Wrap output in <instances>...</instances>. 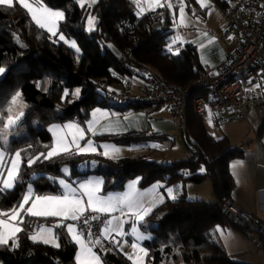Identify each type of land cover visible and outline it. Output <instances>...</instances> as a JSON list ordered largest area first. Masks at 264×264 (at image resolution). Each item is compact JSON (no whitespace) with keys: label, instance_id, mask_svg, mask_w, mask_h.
<instances>
[{"label":"trees","instance_id":"16d2710c","mask_svg":"<svg viewBox=\"0 0 264 264\" xmlns=\"http://www.w3.org/2000/svg\"><path fill=\"white\" fill-rule=\"evenodd\" d=\"M213 1L220 5L217 0ZM13 3L11 9L0 5V67L5 70L0 76V104L10 103L16 92L25 103L23 126L19 129L25 133L13 137L11 145L16 150L32 145L23 154L25 161L29 155L47 150L45 145L51 144L47 129L50 124L68 120L82 123L94 106L120 111L134 108L108 103L102 94L105 87L143 77L147 69L156 71L165 80L190 86L203 69L193 45L177 42L172 45L173 51H168L173 33L169 27L172 12L168 8L138 15L130 0H97L91 7L96 29L86 32L85 10L78 6L77 0H42L46 6L64 12L58 33L75 40L79 49L76 52L57 36L38 28L26 11ZM105 42H111L120 55H113ZM75 89H79V97L71 99L69 96ZM65 90L69 95L62 99ZM202 93L200 88L190 90L181 117L179 133L185 158L163 164L146 155H136L84 171L78 169L87 157L82 154L37 162L32 168H23L22 181L14 189L0 193V210L17 205L27 185H31L36 194H60L56 178L65 166L69 168L67 179L71 183L91 176L101 178L103 195L121 190L126 179L136 176L140 188L157 180L165 186L177 181L197 184L208 180L214 202L182 196L165 199L141 221L150 234V238L142 242L147 250L146 264H243L230 261L222 246L210 235L214 225L230 224L220 213V206L229 198L231 188L227 163L241 157L243 149L242 145H230L224 136L216 139L208 133L203 117L193 111L191 103L193 97ZM165 138V134L129 132L96 139L131 145ZM56 222L55 218L26 216L24 230L17 234L15 242L0 245V264H75V245L63 227L54 228L59 247L30 239L38 226L52 227ZM99 230L98 237L85 235L89 242L101 239ZM92 248L103 264H131L114 243L106 250L96 244H92Z\"/></svg>","mask_w":264,"mask_h":264},{"label":"snow or ice","instance_id":"6c2138e0","mask_svg":"<svg viewBox=\"0 0 264 264\" xmlns=\"http://www.w3.org/2000/svg\"><path fill=\"white\" fill-rule=\"evenodd\" d=\"M83 6V0H77ZM140 12L145 11L140 7L141 0H135ZM147 4V10L155 11L157 8H168L172 11L175 18V10L170 0H144ZM203 6V0H198ZM20 7L30 15L31 20L41 29H46L52 36H57L58 26L64 20L65 14L61 10H53L42 3V0H18ZM0 5L7 6L11 9L14 7L13 0H0ZM180 16L183 22L184 6L179 8ZM139 15V13H138ZM88 30H93L94 18L89 16L87 18ZM59 40H65L63 34L59 35ZM181 37L176 36L168 47V51L172 52V45L180 41ZM71 47L75 48L74 42ZM78 51V49H77ZM178 54V51L175 53ZM4 68L0 67V74L4 72ZM68 91L65 90L62 99L67 98ZM79 97V89L73 93ZM19 94L14 96L10 103L5 102L0 104V193L12 190L18 183L22 181L21 172L23 168H32L37 162L53 161L55 158L63 157L68 158L74 155L95 153L96 146L87 138V134L80 125L76 123H68L65 125H53L49 131L54 137V141L50 145H45L46 151H41L33 155H29L25 161L24 153L28 152L32 145L28 148H20L19 150L12 148V138L19 136V129L22 128V118L25 116L24 111L13 113V106L17 104ZM110 114L105 111L97 109L92 113L93 120L87 126V131L97 134L98 130L115 131L118 128L119 121L109 120L108 124H101V119H108ZM100 134H103L101 131ZM81 141H85L82 145ZM104 155H113L119 152V149L108 145H103ZM237 167V165H233ZM66 174L68 170H63ZM203 171V169H201ZM59 185L63 188L60 194H36L31 185L26 186V191L21 196L17 205L8 210H0V245L8 244L10 240L15 241L18 233L24 230V218H55L61 223L52 227L38 226L33 235L30 236L34 242L48 244L55 241L56 234L55 227H63L71 236V239L79 245V255L77 260L79 264H100L99 256L93 251L92 244L100 245L101 239H95L89 242L85 233L81 232L74 223H62L63 221L78 222L82 220L83 225L90 228V220L96 221L100 216H111L107 220L103 228L102 236L110 243L119 244L121 241L115 240L113 233L118 236L125 235L123 231L124 221L114 215L120 212L121 215H129L135 217L136 220H143L144 216L151 210L146 207L139 198L138 190L135 184L129 185V191L124 195H101L103 181L101 179H86L79 183L78 187H73L72 184L65 179L58 181ZM168 194L172 199V191L169 190ZM86 214H91L86 215ZM218 231H222L219 228ZM135 233V229H133ZM223 234V233H222ZM91 231H88L87 236L91 237ZM137 239H142V236H137ZM59 247L58 244H53ZM134 250H137L144 255L146 251L139 247L137 244L131 245ZM133 259L132 256L128 257ZM134 264H143L142 257H137Z\"/></svg>","mask_w":264,"mask_h":264},{"label":"crops","instance_id":"0c3cea01","mask_svg":"<svg viewBox=\"0 0 264 264\" xmlns=\"http://www.w3.org/2000/svg\"><path fill=\"white\" fill-rule=\"evenodd\" d=\"M16 1L18 2V0ZM130 1H132L136 6L137 14L139 13V15H141L143 13L150 12L147 10V4L144 2V0H141L140 3V7L145 9L143 12H140V8L137 7L135 0ZM170 2L173 5V9L175 10V18L172 14L171 25L169 27L173 34L177 35L175 31L180 34L181 40L178 42L181 44L188 43L193 45L196 48L200 66L208 69L212 74L217 73L220 67L226 61L227 52L233 46L232 44L226 45L221 40V34L224 29L222 6L218 5L213 0H203V6L198 2V0H170ZM181 5L184 6L183 24L178 26V20L181 18L179 12ZM195 20L198 21V23ZM193 22L196 23L194 24ZM128 81L129 80L124 82L122 85L111 84L107 87L117 91H137L143 85V77L131 78L130 81ZM97 109L110 114L108 119H101V124H108L109 120H118L120 126L112 132L103 129L98 130L97 134L95 135H93L91 132H88L87 126L93 120L92 113ZM222 114H225V112H222ZM206 119L214 126L212 130L206 128L208 133L213 138L217 139L224 136L228 139L230 145H242V156L239 158H233L227 163V171L231 179V188L228 199L232 200L234 204L240 208L254 214L264 224V108L248 109L245 111L244 117L242 119H236L233 116L225 117V119L220 121L218 124H215L209 116H207ZM68 123H76L84 128L87 138L91 140L94 145L97 143H102L103 141H108L96 139L97 137L104 135L140 132L145 134H165L169 138L175 129L179 130V125L177 124L175 117L166 111H144L138 108H127L120 111L116 108L107 106L92 107L88 111V114L82 123H79L76 120H68L62 123L50 124L47 126V129L49 131V129L55 124L65 125ZM101 131L103 134H100ZM49 133L51 135L52 144L54 137L50 131ZM169 141L171 140L169 139ZM84 143L85 141H81L82 145ZM148 143L139 145L131 144L132 147L126 146L128 149L125 150L121 149L124 145H118L115 148L119 149V154L117 155L120 156L118 157H122V155L126 156L127 153L138 150V148L140 149L142 147L141 145L146 146ZM155 152H158V150H154L153 152L150 151L149 154L138 152V154L132 156L146 155L150 158V156H152ZM82 155L87 156L86 154ZM167 160L171 161V159L163 158L162 156L158 161L165 162ZM233 165H237V167L234 168ZM96 168L99 167L97 166ZM86 179L101 178L91 176L85 179H79L75 181V183H72V186L78 187L79 183ZM66 180L71 184L67 178ZM206 181L208 180H204L197 184L187 181H179L181 182L182 190L177 194V197L182 196L189 200L211 201L210 199L213 197L211 193V185L210 190L207 189L209 190L208 192L205 191V189H202L203 187H201ZM137 185L138 181L136 183V187ZM60 189L62 192L63 188L61 186ZM137 190H139V198L142 199L145 206L153 201L154 198L152 196H147L145 193L140 192V190L143 189ZM126 193V188H123L117 192H109L105 195L112 194L119 196ZM114 215L122 220L124 219L120 212L114 213ZM107 217V220L111 219V216ZM58 223H61V221L57 220L56 224ZM62 223L75 224L76 222L63 221ZM104 226L105 225H103L99 230V237L101 239H104L101 235ZM218 228L222 231H218ZM64 230L68 238L75 245L74 262L75 264H79L77 260V256L79 255V245L71 239V236L67 233L65 228ZM210 235L222 246L230 261L243 264H264V239L262 240L261 248H255L253 242L254 236H250L230 224L214 225L210 229ZM100 264H103L101 260Z\"/></svg>","mask_w":264,"mask_h":264},{"label":"built area","instance_id":"2783aa9c","mask_svg":"<svg viewBox=\"0 0 264 264\" xmlns=\"http://www.w3.org/2000/svg\"><path fill=\"white\" fill-rule=\"evenodd\" d=\"M217 1L223 7L221 40L226 45H233L217 73L212 74L203 68L190 86H181L147 69L139 90L117 91L105 87V100L116 106L166 111L175 117L178 125L181 124L187 98L193 88L203 91L192 98L193 111L201 117L209 116L215 124L230 116L242 119L248 109L264 108V0ZM220 213L232 226L254 236V247L261 248L264 224L254 214L230 199L223 201ZM106 218L101 215L99 220H90V228L83 225V218L75 224L85 235L91 231L93 237H98V230ZM101 241L100 248H110L109 241Z\"/></svg>","mask_w":264,"mask_h":264},{"label":"rangeland","instance_id":"374dc122","mask_svg":"<svg viewBox=\"0 0 264 264\" xmlns=\"http://www.w3.org/2000/svg\"><path fill=\"white\" fill-rule=\"evenodd\" d=\"M13 1L16 2L19 5V3L16 0H13ZM96 1L97 0H83V6H81V4L77 2L78 3V6L79 7H83L84 10H85V14H84V30L86 32H91V31H94L96 29V17L93 14V12L91 11V7H92V5ZM29 2H32V1L29 0ZM53 10H59V9H53ZM27 15L30 18V15L28 13H27ZM89 16H91V17L94 18V27H93V30H91V31L88 30V24H87V18ZM196 22L198 23V21H196ZM196 22H193V23L195 24ZM177 24H178V26L181 25V24H183L181 18H179ZM42 30H44L50 36H52L51 33H49L46 29H42ZM175 33L178 36H180V34L177 31H175ZM59 35L60 34L58 33L57 34V38L59 37ZM177 35H175V34L172 33L171 40L169 41V45L171 44L172 40ZM58 40H59V38H58ZM60 41L64 42L67 47L75 50L76 52H79V49H78V47H77L76 42H75L74 39H72V38H66L65 37V40H60ZM72 42L75 43V45H76L75 48L71 47V43ZM77 49H78V51H77ZM1 75L2 74H0V76ZM75 90H73L71 92L70 96H69L71 99L78 98L75 95H73V93H74ZM131 92H135V91H131ZM17 94H19V92H16L15 94H13L10 99H12ZM102 94H103V92H102ZM97 98L99 99L100 98V95H97ZM21 110L22 111L25 110V103L20 99V96H19V100L17 101V104L13 106V113L15 114V113H17V112H19ZM206 117L207 116H204V124H205V127L208 128L209 130H212L214 128V126L210 122L207 121ZM19 133H20L19 135H21V134H23L25 132H24V130H21ZM169 139L171 141H169ZM103 145H108V146H110V148L112 146H114V147L118 146L114 142H110V141L109 142L108 141H106V142L103 141L102 143L95 144V146L97 148V151L95 153H86L87 157L84 160H82V162L78 165V169L80 171L90 170V169L96 168L97 166L98 167H101V168L102 167H106V166H109V163L110 162L117 161L118 159H121V158L130 157L132 155L138 154V152L139 153H143V154H146V153L149 154L150 151L153 152L154 150L155 151L158 150V152H155L152 156H150V159L155 160L156 162H158V160L162 156H163V158H167V159H171V160H180V159H183V158L186 157V152H185V148H184V145H183V141L181 140L179 130H177V129H175V131L169 136V138L167 137L165 139H161V140L159 139V140L150 142L146 146L141 145L142 147L140 149L138 148V150L131 151V152L127 153L126 156L125 155H122V157H118V156H120V155H117L119 153L113 155L111 153V151L109 152V155H107V156L104 155L103 154L104 148L102 147ZM132 145H124L123 148H121V149H124V150L125 149H128V148H126V146L132 147ZM167 161H170V160H167ZM65 168L69 172V168L68 167H66V166L63 167L62 168L61 175L56 178L57 181H59L60 179H65L66 180L68 174H66L63 171ZM138 179L139 178L136 176V177H131V178H128V179L125 180L124 185H123V188H126V192L129 191V187L128 186L131 185V184H135L136 185ZM137 187H138V185H137ZM137 187H136V189H143V190H140V192L145 193L147 196H152L154 198L153 201H151L150 203H148V205H146L147 207H150L151 210L154 207H156L159 204H161L165 199L173 200L171 198V196L168 194L169 190L172 191V195L175 196V199L178 198L177 197V194L179 192H181V190H182V188H181V182H179V181H177L175 183H172L170 185L165 186L162 181L157 180V181L153 182L152 184H150V185H148V186H146L144 188H140V187L137 188ZM201 187H203L202 189H205V191H207V192L210 190V184H209L208 181L204 182V184ZM207 189H209V190H207ZM211 198H212V199H210L211 201H209V200H202V201H205V202H214L215 199L213 197H211ZM150 211L148 212V214L150 213ZM145 216H147V215H145ZM123 218H124L123 219V221H124L123 231H124L125 235L118 236V235H115V233H113V237L115 238V240L121 241V243H119V244L114 243L115 248L120 253H122L128 259V261L131 264H134V260L137 257H142L143 264H146L147 263V259H146V256L147 255H144L143 253L139 252L138 249L137 250H134L132 248V246H131L132 244L135 243L139 247H142L146 251V253H147V250L144 248V246H142V242L144 240L150 238L149 232L148 231H145L144 228H143L146 224L145 223H141L142 220H139L138 221V220H136L135 217H130L129 215H123ZM42 226H45V225H42ZM47 227H49V226H47ZM133 229L136 230L135 233H134ZM35 231L31 235H33L35 233ZM137 236H142V239H137ZM10 241H12V240H10ZM12 242H15V241H12ZM54 243L55 244H58L57 238L55 239V241H51L47 245L53 246ZM129 256H132L133 259H129L128 258Z\"/></svg>","mask_w":264,"mask_h":264},{"label":"water","instance_id":"95a60500","mask_svg":"<svg viewBox=\"0 0 264 264\" xmlns=\"http://www.w3.org/2000/svg\"><path fill=\"white\" fill-rule=\"evenodd\" d=\"M105 47L108 48L113 55L115 56H119L120 55V52L113 46V44L111 42H105L104 43ZM170 161H167L166 163L168 164ZM163 164L165 162H162Z\"/></svg>","mask_w":264,"mask_h":264}]
</instances>
